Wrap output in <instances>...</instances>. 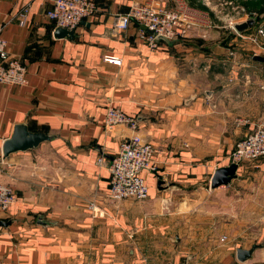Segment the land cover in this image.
<instances>
[{
    "label": "crops",
    "instance_id": "crops-1",
    "mask_svg": "<svg viewBox=\"0 0 264 264\" xmlns=\"http://www.w3.org/2000/svg\"><path fill=\"white\" fill-rule=\"evenodd\" d=\"M52 1L0 0L1 36L26 69L25 85L0 83V182L17 198L0 212V222L11 221L0 225V264H264V245H235L214 221L231 215L216 204L229 206L237 187L242 197L255 191L249 176L264 174V159L237 167L228 186L210 188L215 170L232 164L235 143L264 124V75L255 66L264 63L253 61V48L229 55L235 38L219 35L210 46L196 35L150 50L135 24L114 30L116 16L145 0H91L94 17L73 39H56L46 16ZM109 106L134 117L135 132L106 129ZM19 124L52 140L4 158L3 143ZM133 134L155 151V171L142 172L148 198L113 203L107 161ZM247 199L254 212L253 196ZM91 205L104 217L93 216ZM40 216L50 225H37ZM247 218L245 231L262 240L264 226ZM252 246V256L238 261L236 250Z\"/></svg>",
    "mask_w": 264,
    "mask_h": 264
},
{
    "label": "built area",
    "instance_id": "built-area-1",
    "mask_svg": "<svg viewBox=\"0 0 264 264\" xmlns=\"http://www.w3.org/2000/svg\"><path fill=\"white\" fill-rule=\"evenodd\" d=\"M198 1L206 8L210 4L208 0ZM173 3L172 8L161 6L157 0H145L142 4H135L126 14L115 17L114 30L125 32L135 24L139 38L150 50H156L158 37L174 41L188 36L192 30L209 27L203 10L189 5L185 0H173ZM97 11V6L91 0H53L46 16L53 22L55 28L75 31L84 20L94 17ZM26 13L24 9L20 16L21 23L24 22ZM245 17L247 18L248 15L245 14ZM234 24L236 23H231L232 29ZM3 28L4 24L0 23V83L7 87L23 86L26 84L25 66L20 60L10 56L7 42L1 36ZM237 36L254 44L256 49H253V56L264 58V47L261 45V40H264L262 27H258L253 35L246 38L241 34ZM233 54L234 51L231 50L229 55ZM105 61L115 65L121 63L120 59L115 57H106ZM259 89L264 92V83L260 84ZM116 126H126L135 132L137 122L134 117L109 106L106 110L104 127L112 129ZM154 153V147L137 134L126 137L120 142L116 153L107 161L110 202L118 203L124 200L142 202L148 198L149 188L142 172L155 171ZM260 159H264V126H257L255 130L238 140L229 155V162L236 164L237 167ZM97 161L100 164L105 163V158L101 155ZM16 200L13 189L8 184L0 182V212H8ZM90 209L93 216L104 217L101 208L91 205Z\"/></svg>",
    "mask_w": 264,
    "mask_h": 264
},
{
    "label": "rangeland",
    "instance_id": "rangeland-1",
    "mask_svg": "<svg viewBox=\"0 0 264 264\" xmlns=\"http://www.w3.org/2000/svg\"><path fill=\"white\" fill-rule=\"evenodd\" d=\"M210 2L209 6L200 8L204 11L206 14V18L209 23V27L206 29H195L189 32L188 36H196V35H204L206 36V42L209 41L210 46L213 41H215L216 36L219 37V35L227 37H233L236 41L233 45V51L240 52L241 49H247L248 47H252L253 49H256L254 44L250 43L247 39H241L237 36L236 31L231 28V23H240L245 20H247L250 17L257 18V21L255 25L247 30L245 33H242L245 38L253 35L255 30H257L258 27H262L264 29V0H208ZM250 4L255 5L258 4V11H251ZM260 12V13H259ZM245 14L248 15V17H245ZM237 33V34H236ZM208 37V38H207ZM264 47V40H261ZM258 69L262 72L264 75V69L261 67V65L256 64ZM261 67V68H260ZM264 83V82H263ZM261 83V84H263ZM260 86V85H259ZM258 86V89H259ZM260 92L264 94L263 91L259 89ZM259 126H264V124H260ZM264 176L258 175L256 177L249 176L250 178H256L255 180L257 183H254L253 185L256 187L255 191L247 193L246 197H242V187H237V195L236 198H234V203L232 202L229 206L225 204V207H223V203H218L216 206H218L216 209L220 212H223V214L229 212L231 215H224L222 218L214 219L215 222H217V226H222L229 230L231 232V240L235 245H244L247 246L252 244L251 242H254L255 245H264V237L261 240V236L259 234H248L244 229V224L249 221L247 218V215H255L257 219H252V222L255 223L253 225V228H260L259 226H264V184H261V177ZM240 190V192H239ZM249 195L253 196L252 200V211L249 212L248 206ZM239 196L241 197V200H239ZM249 217V216H248ZM211 223H213V220H210ZM210 223V224H211ZM256 238V239H255ZM260 238V239H259ZM253 244V245H254Z\"/></svg>",
    "mask_w": 264,
    "mask_h": 264
},
{
    "label": "water",
    "instance_id": "water-1",
    "mask_svg": "<svg viewBox=\"0 0 264 264\" xmlns=\"http://www.w3.org/2000/svg\"><path fill=\"white\" fill-rule=\"evenodd\" d=\"M257 21V18L250 17L247 20L234 24V30L239 33H245L247 30L252 28ZM53 36L56 39H73L75 37V33L73 30H67L64 28H56L53 32ZM157 42H164L167 45H173V41L167 40L163 37H158ZM253 61L264 63V58L261 56H253ZM52 137L48 136L44 133L38 132H30L25 124L16 125L11 137L3 143L2 146V154L3 157L6 158L12 153L27 151L29 149L36 148L41 143L46 141H51ZM236 164H230L227 167L216 169L212 179L210 181V188L215 189L220 186H228L231 180L236 178ZM11 221L7 222H0L1 226H8ZM37 225L40 226H48L50 225L49 222L45 221L42 216H40L37 220ZM256 246H252L250 249H237L236 250V258L240 262H244L248 260Z\"/></svg>",
    "mask_w": 264,
    "mask_h": 264
},
{
    "label": "trees",
    "instance_id": "trees-1",
    "mask_svg": "<svg viewBox=\"0 0 264 264\" xmlns=\"http://www.w3.org/2000/svg\"><path fill=\"white\" fill-rule=\"evenodd\" d=\"M250 7H251V11H255L256 12V11H258L259 5L258 4H255V5L250 4Z\"/></svg>",
    "mask_w": 264,
    "mask_h": 264
}]
</instances>
